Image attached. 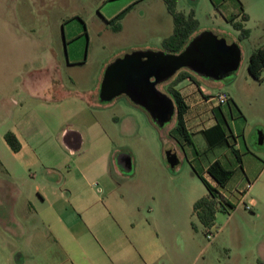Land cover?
Masks as SVG:
<instances>
[{"label":"rangeland","instance_id":"374dc122","mask_svg":"<svg viewBox=\"0 0 264 264\" xmlns=\"http://www.w3.org/2000/svg\"><path fill=\"white\" fill-rule=\"evenodd\" d=\"M129 5L132 8L120 21L121 29L115 31L107 19ZM177 9L194 10L199 20L195 35L209 31L240 47L235 72L220 80L197 79L211 94L226 92L233 99L224 108L242 160L228 147L210 151L204 161L196 159L194 146L200 151L207 148L203 135H195L193 146L182 150L169 135L176 117L161 127L139 106L142 111L135 113L142 124L139 135L116 138L133 158L132 169L120 167L119 176L135 169L137 174L129 181L115 180L132 196L137 216L155 217L159 222L173 219L169 251L175 264H264V71L262 81L248 71L252 52L264 46V0H177ZM242 13L248 20L242 19ZM232 14L250 30L249 37L240 39V30L227 20ZM173 27L163 0H0V152L4 133L16 121L9 117L10 111L16 110L18 118L25 109L36 107L33 96H40L38 92H100L111 63L133 51L166 52L162 40L172 34ZM166 83L159 86L163 92ZM120 103L118 99L108 105L107 112L122 120ZM169 150L178 155L174 167L168 160ZM217 157L234 170L229 188L223 190L233 207L218 211L215 236L209 239L193 213L194 202L208 193L194 169L203 172L202 164ZM2 170L0 165V176L5 177ZM236 188L246 189V196L231 192ZM9 239L16 244L0 226V245H7ZM15 256L14 264H20ZM0 260L5 264L2 254Z\"/></svg>","mask_w":264,"mask_h":264},{"label":"crops","instance_id":"0c3cea01","mask_svg":"<svg viewBox=\"0 0 264 264\" xmlns=\"http://www.w3.org/2000/svg\"><path fill=\"white\" fill-rule=\"evenodd\" d=\"M179 88L188 105L186 127L193 138L202 135L216 123L204 98L210 91L190 79ZM99 91L38 92L36 107L18 118L10 111L16 121L9 131L21 147L12 150L4 137L0 152V226L17 241L0 245L5 264L16 263V254L20 264H175L173 219L137 216L132 196L115 180L137 174L119 176L122 156L132 164L133 158L116 138L139 135L135 113L142 110L125 94L104 100ZM117 97L122 120L107 112ZM202 165L206 176L208 164Z\"/></svg>","mask_w":264,"mask_h":264},{"label":"trees","instance_id":"16d2710c","mask_svg":"<svg viewBox=\"0 0 264 264\" xmlns=\"http://www.w3.org/2000/svg\"><path fill=\"white\" fill-rule=\"evenodd\" d=\"M163 1L172 15L174 27L172 34L162 40V45L166 52L179 54L186 48L191 40L197 36L195 33L199 27V20L196 18L194 10H191L189 13L179 11L177 9V0ZM215 7L217 10L220 9L219 4L215 3ZM131 8L132 5H129L117 13L114 17L107 19V22L112 25L115 31H119L121 29L120 21L131 10ZM241 16L243 20H248V15L246 13H242ZM227 20L230 21L236 29L240 30L241 40L249 37L250 30L245 28L242 22L236 21V15L232 14L231 16H228ZM248 71L256 80H263L264 46H260L252 52L248 63ZM197 76L199 75L184 68L179 70L166 83L165 93L174 99L176 109V122L170 130L169 135L174 138L177 145L182 150H185L187 146L192 147L194 141L193 134L188 131L185 124V114L187 112L188 105L180 92L179 85L186 79H190L200 85V81L197 79ZM232 101L233 99L230 97L226 106L230 107ZM213 113L216 123L201 132L206 140L207 148L200 151L194 146L193 150L195 158L204 161L210 151L215 150L217 147H228L234 151L238 161L241 162V153L235 147L236 136L229 125L228 113L225 111L224 106H217L214 108ZM4 137L12 150L18 151L20 149V141L13 132H6ZM194 170L208 189V193L198 198L193 204V213L199 220L202 231L207 235L209 231H213L216 228V216L218 211L227 210L226 205L232 206L230 202L219 201L218 193L220 192V189H225L226 185L234 175V170L228 168L219 157L209 161L206 172L215 181V186L205 176L204 171L200 172L196 168ZM192 226L195 230L198 229V225L196 223L193 222Z\"/></svg>","mask_w":264,"mask_h":264},{"label":"water","instance_id":"95a60500","mask_svg":"<svg viewBox=\"0 0 264 264\" xmlns=\"http://www.w3.org/2000/svg\"><path fill=\"white\" fill-rule=\"evenodd\" d=\"M240 61L241 50L237 43L228 44L224 38L205 31L195 36L179 54L146 50L129 52L118 58L106 69L102 97L108 100L125 94L162 127L172 120L175 102L159 89L160 84L184 68L199 76L220 80L235 72ZM167 154L170 164L176 166L177 153L169 150ZM120 162L126 171L132 169L130 156L123 155Z\"/></svg>","mask_w":264,"mask_h":264},{"label":"built area","instance_id":"2783aa9c","mask_svg":"<svg viewBox=\"0 0 264 264\" xmlns=\"http://www.w3.org/2000/svg\"><path fill=\"white\" fill-rule=\"evenodd\" d=\"M204 98H205L206 102L210 105L211 109H213V108H216L217 106H226L228 104V102H229L230 96L226 92H218L216 94H211L209 92V93L205 94ZM213 185L215 186L216 183L213 184ZM223 190L224 189H220V192L218 193V200L221 201V202H229L227 200V195H226V193ZM231 192H235V193L239 192V193L243 194V197H245L246 194H247V190L246 189L245 190H243V189L238 190L236 188L235 190L232 189ZM249 207L250 206H247V208H249ZM213 231H209L207 233V238L212 239L215 236Z\"/></svg>","mask_w":264,"mask_h":264},{"label":"flooded vegetation","instance_id":"af4514ba","mask_svg":"<svg viewBox=\"0 0 264 264\" xmlns=\"http://www.w3.org/2000/svg\"><path fill=\"white\" fill-rule=\"evenodd\" d=\"M161 85V84H160ZM173 99V98H172ZM174 100V99H173ZM175 102V101H174ZM176 117V109H175V113H174V115H173V118H172V120L174 119ZM171 120V121H172ZM170 122V121H169ZM167 124V123H166Z\"/></svg>","mask_w":264,"mask_h":264}]
</instances>
